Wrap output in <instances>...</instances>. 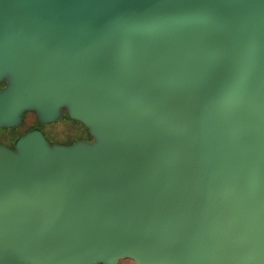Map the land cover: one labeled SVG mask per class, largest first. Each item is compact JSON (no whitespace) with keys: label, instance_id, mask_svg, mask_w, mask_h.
<instances>
[{"label":"water","instance_id":"water-1","mask_svg":"<svg viewBox=\"0 0 264 264\" xmlns=\"http://www.w3.org/2000/svg\"><path fill=\"white\" fill-rule=\"evenodd\" d=\"M0 264H264V0H0Z\"/></svg>","mask_w":264,"mask_h":264},{"label":"rangeland","instance_id":"rangeland-1","mask_svg":"<svg viewBox=\"0 0 264 264\" xmlns=\"http://www.w3.org/2000/svg\"><path fill=\"white\" fill-rule=\"evenodd\" d=\"M4 79L0 83V90L6 86ZM38 128L51 146H70L77 142H93L88 129L80 122L68 117L67 109L62 108L56 121L48 124L39 122L36 114L27 111L22 114L21 122L14 128H0V145L14 150L15 141L33 129ZM15 129V130H12ZM30 130V131H29ZM117 264H134L129 259L119 260Z\"/></svg>","mask_w":264,"mask_h":264},{"label":"trees","instance_id":"trees-1","mask_svg":"<svg viewBox=\"0 0 264 264\" xmlns=\"http://www.w3.org/2000/svg\"><path fill=\"white\" fill-rule=\"evenodd\" d=\"M12 130H15V129H12ZM30 131V130H29Z\"/></svg>","mask_w":264,"mask_h":264}]
</instances>
